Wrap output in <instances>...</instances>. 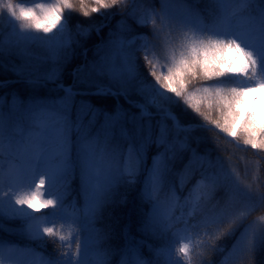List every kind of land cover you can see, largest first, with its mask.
<instances>
[{"label":"snow or ice","instance_id":"obj_1","mask_svg":"<svg viewBox=\"0 0 264 264\" xmlns=\"http://www.w3.org/2000/svg\"><path fill=\"white\" fill-rule=\"evenodd\" d=\"M124 2L95 0L97 6L90 11L102 14L101 9ZM78 3L88 17L84 0ZM173 5L179 6V15ZM73 8L72 0H54L34 7L15 4L7 13L13 39L0 42V54L19 55L24 63L8 68L0 61V69L19 77L17 81L0 80V88L19 82L33 88L51 84V91H62L63 95L23 107L13 94V113L0 112V146L8 142L13 160L7 170L0 168V186L11 189L0 199V230L6 231L5 222H14L30 243L55 245L54 239L45 237L57 235L56 225L75 226V254L65 253L60 245L51 259L41 257L40 264H114L113 257L117 256L119 264H175L170 247L153 249L145 240L122 252L106 247L111 230L97 224L115 203L117 186L135 183L143 172L144 195L153 202L144 230L162 234L173 226L158 211L153 193L166 181L170 162L178 153H190L186 171L202 166L189 136L181 135L194 126H185L182 115L195 114L229 137L241 135L243 143L253 149L264 148V112L259 111L264 108V0H160L158 12L144 9L139 20L142 25H153L151 39L144 36L139 49L132 40H110L105 54L77 67L73 85L65 86L60 80L61 64L70 58L72 43L70 12L65 10ZM13 22L19 23V30ZM92 27L99 31L103 25H77L78 34L87 36ZM32 30L51 35H35ZM33 45L45 55L34 56ZM137 51L143 52L150 82L139 75ZM157 56L164 60L159 70ZM43 63L52 66L41 71ZM94 77H108L109 83H99ZM87 96L112 97L116 103L110 109L96 107L83 98ZM121 98L127 109L120 104ZM3 102L0 98V104ZM18 120L28 123L27 134L20 138L19 129L14 127ZM152 145L159 151L146 167L147 149ZM76 176L79 186L74 202L66 206L65 198ZM202 180L207 191L195 207L202 212L207 208L202 224L209 237L205 247L222 251L214 241L236 233L246 220L243 213L250 198L264 206V191L243 192L226 183L219 173L202 174ZM25 189L13 202L12 196ZM237 196L241 198L240 208L235 206ZM81 197L82 207L78 206ZM41 209L51 211L41 213ZM237 245L248 255L264 250V228L248 225ZM144 247L147 252L142 251ZM5 248L0 243V251ZM178 251L188 255L186 245Z\"/></svg>","mask_w":264,"mask_h":264},{"label":"trees","instance_id":"obj_2","mask_svg":"<svg viewBox=\"0 0 264 264\" xmlns=\"http://www.w3.org/2000/svg\"><path fill=\"white\" fill-rule=\"evenodd\" d=\"M54 2V0H51ZM130 0H125L123 5H118L110 9L104 10L101 9L102 14L92 13L90 9L96 7L95 0H84L85 5L89 10V16L85 17L83 11L80 8L78 0H72L74 8L72 10H65L66 14H69V28L72 32V43L70 46V58L64 61L61 64V75L60 80L65 84H72L73 72L74 70L81 66L82 64L96 61L100 58L101 51L99 49V41L102 38V43L104 45L108 44L110 40L117 38H122L126 40L138 33H149L151 32L150 26H144L137 24V19L139 13H142L144 9L149 7H158L160 6V0H134L133 6L129 4ZM15 3L24 6V7H34L38 3H50V0H15ZM173 10L179 15V6L173 5ZM115 12H120L116 14ZM106 13V14H104ZM110 17V19H109ZM109 19V20H108ZM9 17L7 13L0 12V42L3 40V37L9 33V30L12 29L8 24ZM105 24V28L100 30V36L97 35L96 27H92L90 33L87 36L79 35L77 25H81L83 28H89L90 25L99 26ZM16 27H19L18 22H13ZM35 33V30H32ZM56 29H53L55 32ZM37 35H51L44 33H35ZM38 51L43 52V50L34 45ZM85 50L87 55L85 56ZM44 53V52H43ZM45 54V53H44ZM136 55V65L138 66L139 75L142 76L146 81L150 82L151 77L148 76L146 69L144 68V59L143 52L137 51ZM21 59V58H20ZM0 61H2L8 68H11L13 65H21L16 55H3L0 54ZM158 68L159 64H163L164 61L157 59ZM47 68H50L48 66ZM10 78H19L12 71H5L0 69V80H7ZM99 83L107 84L109 79L105 83L104 77H94ZM79 87V85L77 86ZM53 85L49 84L45 87H36L33 88L26 83H10L7 87L0 88V98H4L5 105H7L13 94L18 96L20 99V104L23 107H26L32 103H47L51 100L58 98L63 95L62 91H51ZM86 100H89L96 107L101 108H112L116 100L112 97H96V96H87L83 97ZM77 100L81 97H77ZM120 104L124 108L129 106L124 102L123 98L120 99ZM0 108V112L5 114H12V107H3ZM155 111V109H151ZM132 112H137L136 109H131ZM178 111V110H177ZM213 118H216V114L213 113ZM153 119H158L154 117ZM184 125H194L193 127L188 128L187 133H182L181 135H188L190 142L193 148L196 149L198 155L202 158V166L200 164L196 165L194 170L186 171L185 166L188 164L190 153L183 152L178 153L175 160L171 161V172H169L167 179L164 183L161 184L158 196L154 200L158 201V211L162 216H166L169 221H171L172 227L168 231L163 232L162 234H153L146 232L144 230L145 220L151 215L153 211V202L150 201L145 195V185L142 181L146 180V174L140 173L143 177L137 176L135 183L133 184H120L117 186V192L115 195V203L110 205L105 213L104 219L97 224L98 228H110L111 235L109 236L108 241L106 242V247H111L114 251L122 252L123 249L138 244L139 241L145 240L147 243L153 246V249L158 248H171V252L174 253L173 247L176 243V237L179 231H192L196 232L200 230L203 224L204 216L208 214L207 208H204V211L196 209L195 219L193 222H186L182 218H177V211L172 208L173 205H178L181 203L184 209L187 211L190 208V205L193 201V196L191 190L193 188V183L199 177L203 175H209L213 173H219L221 177L225 180L226 183L232 184L233 177L232 172L236 171L241 173V169L244 168L245 161H247L251 166L250 168L258 177V171L264 167V162L259 161L256 158L252 151L250 150H239L235 147V144L232 140H227L222 137L220 134H217L214 130L209 128H203L202 126H214L209 122H205L200 117H196L195 114L188 116L182 115L180 117ZM171 124V121H169ZM14 127L24 129L27 134L28 123L23 120H18ZM22 136V135H21ZM17 133V138L21 137ZM238 140H241L243 143V138L241 135H238ZM8 142L5 141L2 146H0V156L3 161H5V170L8 169L10 162V154L7 149ZM261 150V155H264V148H259ZM159 151V149L153 145L147 149V165L150 167L152 157ZM245 159V161H244ZM260 163L262 165L260 166ZM3 164L0 163V168ZM250 171V170H247ZM235 174V173H234ZM253 176V175H252ZM183 178V183H182ZM141 179V180H138ZM261 178L257 180L256 185H261ZM79 185L78 176H76L70 185V190L66 199V206L74 202V197L76 190L74 188ZM10 189L0 186V197L4 198L7 196L6 192H9ZM25 190L18 191L15 195L12 196L14 202L16 196L22 195ZM207 189L205 187L204 194ZM10 193V192H9ZM217 196L221 195V191L218 189ZM204 196V195H203ZM203 199V198H202ZM123 200V202H121ZM202 201V200H201ZM200 201V202H201ZM78 206H83V198L79 200ZM236 208L242 207L241 200H236ZM203 207V206H202ZM210 207V205H209ZM49 209L47 212H50ZM71 211V209H69ZM264 210H262V213ZM46 212V211H45ZM43 213V212H41ZM36 214V213H33ZM50 213H46V215ZM252 220V218H246L244 223H242L237 229L236 233L231 237H223L219 240L214 241L218 246H222L223 251H221V264H264V250H259L252 255H248L241 250V247L237 245V240L241 239V234L244 231V228L247 227L246 223ZM178 222V226L176 223ZM18 224L14 222H5L4 229L0 230V243L6 245V250H18L22 253L24 258H31L33 256L45 257L51 259L54 254L57 253V249L60 245H63V251L65 253L72 252L75 254V247L72 244L76 228L75 226H62L63 235H56L54 238L45 237V240L51 241L55 240V245L48 243L47 245H37L35 243H30L28 240L24 239L18 231ZM60 236L64 237L63 243L60 240ZM116 245H119V249L116 248ZM142 251L147 252L146 247L142 248ZM2 256V251H0V258ZM218 261L219 254H215ZM114 264H119V257H113ZM175 264H178V257L173 259ZM197 264H205L200 261L199 257L197 258Z\"/></svg>","mask_w":264,"mask_h":264},{"label":"rangeland","instance_id":"obj_3","mask_svg":"<svg viewBox=\"0 0 264 264\" xmlns=\"http://www.w3.org/2000/svg\"><path fill=\"white\" fill-rule=\"evenodd\" d=\"M159 11V10H158ZM157 11V12H158ZM19 30V29H18ZM12 32L10 33V34H8V37L5 39V41H10V40H12L13 39V30H11ZM5 41H3V42H5ZM143 43V42H142ZM140 47V46H139ZM32 53H33V55L34 56H42V54H40V53H37V52H34V51H31ZM251 98H249V100H250ZM259 111H261V112H264V108H261V109H259ZM181 240H182V242L180 243V248L181 247H184L185 245L187 246V249H188V255H187V257H188V259L190 258V254H191V252H192V247H193V240H192V237H191V235L189 236V235H186V236H184L183 238H181ZM34 264H40V259L39 260H37V261H35L34 262Z\"/></svg>","mask_w":264,"mask_h":264},{"label":"clouds","instance_id":"obj_4","mask_svg":"<svg viewBox=\"0 0 264 264\" xmlns=\"http://www.w3.org/2000/svg\"><path fill=\"white\" fill-rule=\"evenodd\" d=\"M15 4V0H0V12L9 13Z\"/></svg>","mask_w":264,"mask_h":264}]
</instances>
